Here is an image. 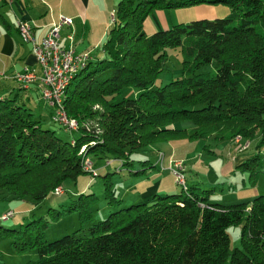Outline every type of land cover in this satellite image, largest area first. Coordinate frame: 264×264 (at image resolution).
Wrapping results in <instances>:
<instances>
[{
  "label": "trees",
  "instance_id": "obj_1",
  "mask_svg": "<svg viewBox=\"0 0 264 264\" xmlns=\"http://www.w3.org/2000/svg\"><path fill=\"white\" fill-rule=\"evenodd\" d=\"M199 4L229 10L222 18L141 33L153 10ZM110 22L102 57L89 58L64 89L63 110L76 131L58 132L53 114L56 129L43 126L16 102L17 94L0 98V200L36 205L61 195L64 181L87 174L83 158L89 164L117 160L129 169L131 155L182 139L217 144L258 137L254 148L264 145V0H118ZM168 50L180 56V75L157 85ZM86 122L94 126L87 129ZM259 157L256 152L235 168L257 174ZM56 188L60 194H53ZM185 189L154 195L150 204L135 200L50 242L42 217L2 232L12 237L15 252L34 249L37 258L23 264H264V194L220 205L208 202L197 184L185 183ZM104 193L107 204L120 202L107 184ZM93 198L79 194L68 210H79L78 219L87 221ZM231 225L239 226V248L232 250Z\"/></svg>",
  "mask_w": 264,
  "mask_h": 264
},
{
  "label": "rangeland",
  "instance_id": "obj_2",
  "mask_svg": "<svg viewBox=\"0 0 264 264\" xmlns=\"http://www.w3.org/2000/svg\"><path fill=\"white\" fill-rule=\"evenodd\" d=\"M102 4L105 8L104 17L108 27L113 18L114 10L118 0H95ZM215 7V9H224L223 13L218 12L217 17L222 18L228 13V8L221 4L206 5L199 4L184 8L170 9V10H153L148 14L141 27V33L148 36L154 31L164 30L175 24H185L199 19H208L206 15L208 8ZM217 7V8H216ZM217 10V11H218ZM5 11V9L3 10ZM225 12V13H224ZM11 16V15H10ZM59 17V16H58ZM6 19V14H5ZM57 22V21H56ZM2 25V22H0ZM10 26V25H9ZM10 35L13 37L18 47L24 49L28 46L27 43L18 38L12 26H10ZM3 31L5 26L3 25ZM63 29L59 35L62 36ZM23 42V43H22ZM22 49V51L24 50ZM93 51L92 53H94ZM29 54L30 48H29ZM180 56L177 52L168 50L167 58L163 65V71L159 74L156 84L163 85L169 80L177 78L180 75ZM10 60L7 62L5 70L0 71V96L12 98L14 94L16 102H23L24 105L30 109L34 119L40 117L43 126H50L49 115L54 113V109L44 105L40 99L34 94L28 93L16 83L12 76L18 69H10ZM18 67V66H17ZM35 68H37L34 65ZM2 74V75H1ZM132 92V90H130ZM69 119V118H67ZM74 121V120H73ZM75 122V121H74ZM189 126L188 123H183ZM84 126L89 129L93 127V122H86ZM51 128L56 129L52 125ZM190 127V126H189ZM75 130L77 124L75 122ZM58 132L67 130L57 129ZM258 137L250 141H239L238 137L231 139L228 142H220L214 144L208 140H178L175 142L158 144L148 146L144 149L150 151H139L131 155L132 167L125 169L121 167L120 162L117 160H95L91 159L90 164L88 159L81 162V169L85 175L77 177L72 182L66 180L62 183V194L54 196L47 195L41 202L33 205L28 199L23 200H0V215L5 213H12L13 216L7 220H0V264H23L27 261H34L37 255L34 249H28L22 252H15L12 248V237L2 232V229H16L20 225H24L31 220H36L42 217L46 222L43 228L44 239L47 242L56 240L63 235L72 233L73 231L86 229L90 224L103 220L109 212H112L120 207H126L135 203V200H145L150 204L154 195H165L166 193H178L180 186L174 183L172 175L166 171L167 168H172V162H179L183 169V178L186 185L198 184L201 190H207L208 202L231 205L227 197L235 191V186L239 188L241 179L244 180L246 187H257L261 194L264 193V145L259 150L254 148ZM249 145V149L245 145ZM204 146H207L205 149ZM246 151V154L260 151L258 159L260 166H255L257 174L251 175L248 170L239 171L235 170L231 164L234 154L237 152ZM83 152V147L79 149L78 155ZM162 157L161 163L158 156ZM142 160H147L152 163L156 168H152L148 163H140ZM108 163V165H106ZM164 171L158 172V167ZM143 173L132 174L135 171L143 169ZM93 169L95 177H92L91 170ZM105 174L108 176L103 177ZM108 185L110 191L114 194L115 198L120 200L118 204H107L109 199L104 193L105 185ZM159 186L160 189L156 193L155 187ZM60 189V188H59ZM61 191V189H60ZM93 194L95 198L88 201L87 206L90 212V219L87 221H80L78 219L79 210L69 211L68 206L76 199L79 194ZM3 194L0 191V195ZM156 198V197H154ZM252 198V197H251ZM56 211L58 214H56ZM228 236L229 249L239 248V226L231 225L226 229Z\"/></svg>",
  "mask_w": 264,
  "mask_h": 264
},
{
  "label": "crops",
  "instance_id": "obj_3",
  "mask_svg": "<svg viewBox=\"0 0 264 264\" xmlns=\"http://www.w3.org/2000/svg\"><path fill=\"white\" fill-rule=\"evenodd\" d=\"M4 9L5 11H3ZM208 9H210L206 14L208 16H205L208 19L217 17L224 11V9L218 10L215 7ZM104 12V6L95 0H0V22H2V25H0V71L2 68L5 70L7 62L10 60V69H18L16 72H20L24 67L35 69L37 72L33 58L29 54L30 47L28 43L26 44L28 47L25 49L18 47L9 33L10 26H12L14 33L17 35L16 21L27 22L31 28L34 41L38 43L50 25L56 23L58 16L69 18L71 24L61 26L59 29V33L63 29L62 36L59 35V46L63 48L70 47L78 54L86 53L90 59L102 57L100 46L108 29ZM3 25L5 31H3ZM22 49L24 50L22 51ZM93 51L95 52L92 53ZM24 90L34 94L39 99V90L36 84H31ZM42 103L46 105L43 101ZM252 155L253 153L246 154V151L237 152L236 155L234 154L231 166L237 170L235 167ZM258 155H260V151ZM161 161L162 159L159 162L161 163ZM244 185L245 182L241 179L240 187L235 186V191L227 197L228 201H231L229 203L249 201L251 197L261 194L256 186L251 188L249 187L250 184L248 187ZM155 189L158 193L160 187L157 186Z\"/></svg>",
  "mask_w": 264,
  "mask_h": 264
},
{
  "label": "built area",
  "instance_id": "obj_4",
  "mask_svg": "<svg viewBox=\"0 0 264 264\" xmlns=\"http://www.w3.org/2000/svg\"><path fill=\"white\" fill-rule=\"evenodd\" d=\"M71 19L59 16L57 22L51 24L45 35L36 43L32 37L29 24L24 21H16L15 27L18 38H24L30 47V53L33 58L35 69L24 67L20 72L14 73L12 79L20 85L21 88H27L31 84H36L40 93V99L49 107L54 109L51 120L67 131L75 130V124L61 122L56 112L57 89L63 73L77 62H86V53L78 54L70 47L63 48L59 46V29L61 26H69ZM247 147V144L245 145ZM159 159L162 157L159 155ZM172 168H167L172 175L175 184H183L175 176V168H182L179 162H172ZM159 170H163L158 167ZM59 188L54 189L53 194H60ZM11 213L3 214L0 219L5 220Z\"/></svg>",
  "mask_w": 264,
  "mask_h": 264
},
{
  "label": "bare ground",
  "instance_id": "obj_5",
  "mask_svg": "<svg viewBox=\"0 0 264 264\" xmlns=\"http://www.w3.org/2000/svg\"><path fill=\"white\" fill-rule=\"evenodd\" d=\"M22 40L25 42L24 38ZM27 43V42H26ZM90 57H87V60ZM86 62H77L75 65H72L67 71L63 73V76L61 78V81L59 83L58 89H57V98H56V112L58 114V117L61 122H66L67 124H75V122L71 119H67L66 114L64 113L63 106H62V101L64 98V89L66 88L68 82L70 79L73 77V74L77 72L79 69H81ZM67 89V88H66ZM78 126V124H77ZM161 167V166H159ZM183 169L182 168H175V176L179 177L180 180H184L183 178ZM178 186L181 187L182 191L186 190L185 189V183L183 181V184H177Z\"/></svg>",
  "mask_w": 264,
  "mask_h": 264
}]
</instances>
